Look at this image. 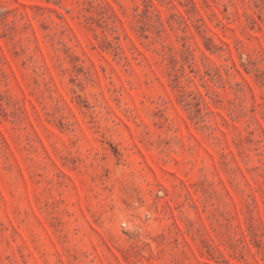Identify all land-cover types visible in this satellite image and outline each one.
Returning a JSON list of instances; mask_svg holds the SVG:
<instances>
[{"label": "rangeland", "instance_id": "obj_1", "mask_svg": "<svg viewBox=\"0 0 264 264\" xmlns=\"http://www.w3.org/2000/svg\"><path fill=\"white\" fill-rule=\"evenodd\" d=\"M0 264H264V0H0Z\"/></svg>", "mask_w": 264, "mask_h": 264}]
</instances>
